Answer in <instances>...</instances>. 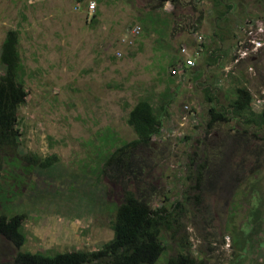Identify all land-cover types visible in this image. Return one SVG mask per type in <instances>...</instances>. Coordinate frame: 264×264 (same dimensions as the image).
Wrapping results in <instances>:
<instances>
[{"label": "rangeland", "instance_id": "374dc122", "mask_svg": "<svg viewBox=\"0 0 264 264\" xmlns=\"http://www.w3.org/2000/svg\"><path fill=\"white\" fill-rule=\"evenodd\" d=\"M217 1L161 7L159 0H0V54L10 30L20 37L28 93L18 115L22 152L59 161L29 172L21 161L2 171L0 216H26L21 252L94 251L113 239L122 184L101 175L100 135L111 129L120 143L135 140L127 119L136 103L149 98L158 108L173 96L162 134L139 153L148 163L142 185L153 209L165 207L177 220L173 231L163 232L166 248L156 264L181 251L207 264H264V131L233 119L206 132L207 89H219L218 102L227 105L237 86H248L254 111L264 106V1L244 0L246 12L240 8L226 21L218 17L229 9ZM157 14L168 21L163 34L151 19ZM199 37L213 61L201 54L197 81L173 76L169 59H184L183 47L198 46ZM202 140L209 166L192 189L188 156ZM16 253L1 240V262L12 264Z\"/></svg>", "mask_w": 264, "mask_h": 264}, {"label": "trees", "instance_id": "16d2710c", "mask_svg": "<svg viewBox=\"0 0 264 264\" xmlns=\"http://www.w3.org/2000/svg\"><path fill=\"white\" fill-rule=\"evenodd\" d=\"M82 3L83 0H77ZM160 6L177 0H159ZM218 4L221 0L217 1ZM232 8V6H228ZM224 17L225 13L219 15ZM96 15H93V19ZM150 18V17H149ZM161 29L156 32L165 33L169 28L168 21L153 15L151 18ZM162 24V25H159ZM163 27V29H162ZM217 41H224L220 32L215 34ZM193 45L192 43H190ZM20 37L18 31L10 30L2 45L0 60L5 66V73L0 77V182L2 171L6 166H17L21 161L25 162V171L33 168L45 169L59 163L58 156L52 155L39 160L33 155L24 154L21 149V131L19 129V107L26 102V91L22 71L24 68L20 52ZM168 46L172 47L170 42ZM173 48V47H172ZM202 55H207L209 61H213V52L205 44H202ZM224 56V54H222ZM218 60V59H217ZM168 68L180 67L182 76H190L198 80L200 73L197 68L187 69L183 67L182 59L177 55L169 59ZM173 81V80H172ZM213 94L210 89L208 101L211 106L206 122L207 133L217 125L229 123L236 119L247 128L255 131H264V106L260 112L253 109V94L248 86H237L235 96L227 105H220L216 96L219 89ZM166 96V95H164ZM173 96L164 98L158 108H155L149 98L140 99L128 115V125L134 130L137 138L131 142L120 143L118 135L108 129L100 135L102 144L100 151L104 158L101 175L111 182L121 181V201L115 206V216L112 221L113 239L105 243L100 249L94 251H72L46 255L42 253L21 252L20 249L26 242L23 232V224L26 220L24 214L14 215L10 218L0 216V243L2 239L9 241L17 250L12 264H156L165 252L162 238L163 232L173 231V219L167 213L165 207L153 209L151 194H146L143 187L144 167L147 162L139 158V153L151 149L154 140L162 134L164 120L169 116V108L173 103ZM241 138L248 135L247 130L239 132ZM254 136H257L253 132ZM246 139V138H245ZM244 139V140H245ZM205 140L198 141L193 155H189L188 179L193 185L192 189H198L203 182L206 169L209 166V155L206 154ZM202 150V151H201ZM143 162V163H142ZM142 163V165H141ZM132 176L136 183L138 194L129 188ZM127 178V179H126ZM130 180V181H129ZM1 185V184H0ZM183 203H177L182 207ZM182 248L186 249L185 245ZM0 264H5L0 261ZM164 264H207L203 260L196 259L188 251H181L171 256ZM261 264V263H256Z\"/></svg>", "mask_w": 264, "mask_h": 264}, {"label": "built area", "instance_id": "2783aa9c", "mask_svg": "<svg viewBox=\"0 0 264 264\" xmlns=\"http://www.w3.org/2000/svg\"><path fill=\"white\" fill-rule=\"evenodd\" d=\"M96 4L95 2L91 3L89 5V10L92 12L95 10ZM198 46L194 47V48H189L187 46H184L182 49V53L184 54L185 58L182 59V66L186 67L187 69H192V68H196V64L198 62V58L201 56L203 48H202V44H204L202 37H199L198 41H197ZM257 46H261V43H257ZM171 74L173 76L176 75H182V72L180 70V67H177L173 70H171Z\"/></svg>", "mask_w": 264, "mask_h": 264}, {"label": "flooded vegetation", "instance_id": "af4514ba", "mask_svg": "<svg viewBox=\"0 0 264 264\" xmlns=\"http://www.w3.org/2000/svg\"><path fill=\"white\" fill-rule=\"evenodd\" d=\"M264 1V0H262ZM220 5H225V6H232V8H228L229 10L227 12H225V16L224 17H218L221 21L224 20L226 21L228 19L229 16H231L232 14H234L236 11H238L240 8H241V11H244L246 12V10L248 9L245 5V1L244 0H241V5H228L225 3L224 0H221V3ZM231 14V15H230ZM218 60H220V58H218Z\"/></svg>", "mask_w": 264, "mask_h": 264}]
</instances>
